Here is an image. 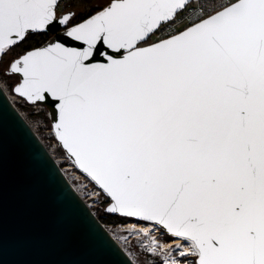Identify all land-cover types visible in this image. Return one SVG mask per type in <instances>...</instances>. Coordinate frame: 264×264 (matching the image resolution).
I'll use <instances>...</instances> for the list:
<instances>
[{
    "label": "snow or ice",
    "instance_id": "6c2138e0",
    "mask_svg": "<svg viewBox=\"0 0 264 264\" xmlns=\"http://www.w3.org/2000/svg\"><path fill=\"white\" fill-rule=\"evenodd\" d=\"M187 3L112 0L67 31L86 47L50 43L12 61L13 90L59 101V140L111 212L189 241L196 264H264V0H230L141 46ZM58 6L0 0V56ZM99 43L127 54L86 63Z\"/></svg>",
    "mask_w": 264,
    "mask_h": 264
},
{
    "label": "water",
    "instance_id": "95a60500",
    "mask_svg": "<svg viewBox=\"0 0 264 264\" xmlns=\"http://www.w3.org/2000/svg\"><path fill=\"white\" fill-rule=\"evenodd\" d=\"M111 2L112 0L86 18L72 24L70 22L73 15L67 23L60 22L63 16L69 13L74 14L72 10L57 14V20L47 29L29 32H48L50 37L42 44L26 51L46 47L50 43H61L66 47H86L83 42L68 37L67 31L83 23ZM190 26L192 24L187 27ZM158 41L148 42L147 40V43L141 46L146 47ZM126 54L127 50L117 53L114 49L99 43L86 63L106 64L109 62L108 56L119 59ZM3 56H0V60ZM16 74L19 76V81L13 85L12 90L22 80V74ZM13 92L16 93L14 90ZM25 99L32 104L45 105L54 135L61 148L77 168L89 176L78 166L75 158L59 140L54 127L59 119L57 107L59 101L50 94H46V99L42 101ZM90 178L100 187L92 177ZM108 197L109 201L105 210L111 212L109 209L113 200L110 196ZM111 213L125 216L121 213ZM130 218L148 222L137 217ZM160 227L169 236L174 237L162 226ZM197 259L196 256L195 261ZM0 264H136L74 187L40 136L10 99L1 83Z\"/></svg>",
    "mask_w": 264,
    "mask_h": 264
},
{
    "label": "rangeland",
    "instance_id": "374dc122",
    "mask_svg": "<svg viewBox=\"0 0 264 264\" xmlns=\"http://www.w3.org/2000/svg\"><path fill=\"white\" fill-rule=\"evenodd\" d=\"M110 1L111 0H98L96 6L103 7L104 5L108 4ZM152 41H157V40L151 39L148 42H152ZM13 57L14 54H8L0 62V82L1 84H3L5 89L7 88L10 91L11 94L13 93L11 84L13 85L14 81L17 78H15V76L12 74L7 73L6 69L9 65L10 60ZM21 109H24V111L27 113L28 119L31 121L33 125H35V127H37L36 129L38 130L40 135L43 136V138L46 140L48 145L50 147L54 146L55 141L53 140V136H49L50 131L51 130L53 131V129L50 123L48 109L44 108V109H40V111H36L35 110L36 108L24 107ZM56 141L58 142V140ZM56 155L57 158H59L60 160L59 163L60 166L62 168L65 167V171L69 175L67 177L72 179L71 181L73 183H75L79 187L80 183H82V180L77 178L80 177H82L85 182H88V178H86V176H82L80 174L81 171L79 169L72 167L73 164L71 160H69V158L66 156L61 146L60 148H58ZM80 188H81V192H83L82 194L84 195V197L88 198L82 187H79V189ZM90 201L93 202V200ZM103 205H104L103 203H101L99 206L94 205L97 215L103 212L104 210ZM129 222H135V221L130 220ZM127 223L128 222L126 223L104 222V224H107V227H109V229H111V231L115 233V235L119 238V240L122 242L123 246L125 247V250L133 258L136 264H166L167 262H169L167 264H196L195 261L196 256L193 255L189 250L191 249V244H188L187 242L184 243V247H186L185 250L187 252H185L186 254L183 255L182 257L180 254L182 250L178 248L176 244L165 245L167 244V240L169 239H167L162 234L157 235V233L161 230L159 226L151 227V230L148 231V233H144L142 230L139 229H135L137 231L135 230L128 231L124 229L123 225ZM153 241H155V243ZM153 248H155V251H151V249Z\"/></svg>",
    "mask_w": 264,
    "mask_h": 264
},
{
    "label": "built area",
    "instance_id": "2783aa9c",
    "mask_svg": "<svg viewBox=\"0 0 264 264\" xmlns=\"http://www.w3.org/2000/svg\"><path fill=\"white\" fill-rule=\"evenodd\" d=\"M70 1H72V0H59V6L57 8V14L64 13L66 11ZM229 2H230V0H191V1H189L187 3V7L186 8H184L183 10H180L178 12V15L175 17V19L171 23H169L164 29H162L160 31H157L154 34H152L150 36V39H148V41L151 40V39L152 40H160L162 38L168 37L170 34H176L179 31H181L182 29L186 28L187 26H189L191 24H194V23L200 21L201 19L207 17L209 14H213L216 10H220L222 5H227ZM7 93H10V91L7 92ZM13 93L12 94L10 93V96L12 97V100L15 101V103L19 107L18 110L25 107V108H36L35 109L36 111H40V109L46 108L45 105L40 104V103L31 104L24 97H22V96H20V95H18L16 93L15 94H13ZM19 111L24 117H27V113L24 111V109H21ZM27 121L33 127V129L37 132V134L40 136V138L41 137L43 138V136H41L40 133L38 132V130L36 129L37 127H35V125H33L29 119ZM49 136H53V140L55 141L54 146L57 145L58 148H60V144H59V142L56 141L57 139H56V137H55V135H54L52 130L50 131ZM43 139H42V141H43ZM44 141L46 142L45 139H44ZM45 142H44V144H45ZM46 144L45 145L47 146V148L49 147L48 149L50 151V149H52L53 146L50 147L47 142H46ZM51 154H52V152H51ZM66 156L68 157L67 154H66ZM69 160H71V159L69 158ZM75 167L77 168L76 165H75ZM80 174L82 176H86V178H88V182H86L85 184L89 185L90 191L97 192V194L99 195V203H98V205L103 203L104 204L103 205V209H104L106 204H107V202L109 201V197L102 191V189L98 185H96L92 181V179L89 176L84 174L82 171L80 172ZM88 192L86 191V193H88ZM91 208L94 209L93 207H91ZM94 212L97 214L96 209L94 210ZM105 225H107V224H105Z\"/></svg>",
    "mask_w": 264,
    "mask_h": 264
},
{
    "label": "trees",
    "instance_id": "16d2710c",
    "mask_svg": "<svg viewBox=\"0 0 264 264\" xmlns=\"http://www.w3.org/2000/svg\"><path fill=\"white\" fill-rule=\"evenodd\" d=\"M97 1L98 0H72L69 2L66 11L72 10L74 12L73 18L77 17L75 20H79V19L82 20L101 8V7L96 6ZM49 37H50V34H48V32L29 33L23 41L19 42L17 45H15L10 50H8L6 54H4L0 62L3 60V58L6 55L14 54V56H19L24 51L42 44ZM6 72L8 73V71ZM12 87L13 85L11 84V88ZM98 216L103 222H112V223H126V222H129L130 220L131 221L136 220L134 218L113 214L105 210V208L103 212L99 214ZM164 236L167 239L172 238L171 236L166 235V234Z\"/></svg>",
    "mask_w": 264,
    "mask_h": 264
},
{
    "label": "bare ground",
    "instance_id": "6f19581e",
    "mask_svg": "<svg viewBox=\"0 0 264 264\" xmlns=\"http://www.w3.org/2000/svg\"><path fill=\"white\" fill-rule=\"evenodd\" d=\"M1 83V82H0ZM2 86H3V84H2ZM3 88H4V86H3ZM5 89V88H4ZM6 90V89H5ZM6 92H9V91H7L6 90ZM8 95H9V97L11 98V100H12V97L10 96V93H7ZM13 101V100H12ZM13 103L16 105V107L17 108H19L18 106H17V104L15 103V101H13ZM19 110H21V109H19ZM26 118V120H28V118L27 117H25ZM42 138V137H41ZM43 139V138H42ZM43 141H44V139H43ZM45 142V141H44ZM45 144H46V142H45ZM47 145V144H46ZM49 148V147H48ZM57 150H58V146L56 145V146H53V148L52 149H50V151L52 152V154H53V156L57 159V161L60 163V160H59V158H57V155H56V152H57ZM64 158V157H63ZM72 162V161H71ZM72 164H73V162H72ZM72 167H75V165L73 164L72 165ZM76 168V167H75ZM63 170L65 171V167H63ZM66 172V171H65ZM66 175L67 176H69L68 174H67V172H66ZM77 179H81L82 180V183H80V185H79V187H82V189L85 191V194L88 196V198H85L84 197V195L82 194V192H81V188L79 189V187L75 184V183H73L72 181V183H73V185L75 186V188L78 190V192L81 194V196L87 201V203L89 204V206H91V207H93L94 208V205H97V206H99L98 205V203H99V195L97 194V192H95V191H90V189H89V185H87V184H85L86 182L83 180V178H77ZM70 180H72V179H70ZM86 191L88 192V193H86ZM88 199H90V200H93V202L92 201H90V200H88ZM90 201V202H89ZM94 204V205H93ZM95 209V208H94ZM134 221H136V222H128L127 224H124L123 226H124V229H126V230H135V229H139V230H142L144 233H148V231H150L151 230V227H156V226H158V225H156V224H154V223H149V222H142V221H137V220H134ZM107 226V225H106ZM160 227V226H159ZM108 229H109V227H107ZM161 228V227H160ZM122 229V228H121ZM153 230V229H152ZM163 229L161 228V230L157 233V235L158 234H162V235H165L164 233H166L164 230V232L162 231ZM109 231L113 234V236L119 241V243L123 246V244H122V242L119 240V238L115 235V233H113L112 231H111V229H109ZM135 231H137V230H135ZM139 232V231H138ZM150 233V232H149ZM151 234V233H150ZM167 234V233H166ZM168 235V234H167ZM188 243V244H190V242L189 241H186L185 239H183V238H178V237H172V238H170L169 240H167V244H165V245H173V244H176V245H179L180 247H178V248H180L182 251H184V252H187L185 249H186V247H184V243ZM123 248L125 249V247L123 246ZM190 250V249H189ZM183 257V256H182ZM185 258V257H184ZM187 262V261H186ZM167 263H169V262H167ZM166 263V264H167ZM171 263V262H170Z\"/></svg>",
    "mask_w": 264,
    "mask_h": 264
},
{
    "label": "flooded vegetation",
    "instance_id": "af4514ba",
    "mask_svg": "<svg viewBox=\"0 0 264 264\" xmlns=\"http://www.w3.org/2000/svg\"><path fill=\"white\" fill-rule=\"evenodd\" d=\"M76 18H77V17L73 18L72 21L70 22V24L80 21V19H79V20H75ZM15 57H17V56H14V57L10 60V62H9V65H8V67H7V69H6V71H8V73H9L10 64H11V62L13 61V59H14ZM9 74H12V75L15 76V78H17V79L14 81L13 85H14L16 82L19 81V76H18L15 72H11V73H9Z\"/></svg>",
    "mask_w": 264,
    "mask_h": 264
}]
</instances>
